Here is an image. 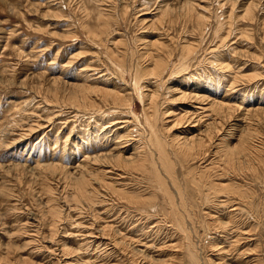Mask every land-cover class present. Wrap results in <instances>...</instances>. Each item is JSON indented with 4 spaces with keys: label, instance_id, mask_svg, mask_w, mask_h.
I'll use <instances>...</instances> for the list:
<instances>
[{
    "label": "rangeland",
    "instance_id": "1",
    "mask_svg": "<svg viewBox=\"0 0 264 264\" xmlns=\"http://www.w3.org/2000/svg\"><path fill=\"white\" fill-rule=\"evenodd\" d=\"M165 1L0 0V264H264V0H192L193 11L168 0L166 16ZM146 41L171 44L161 78L138 71ZM80 85L115 88L134 106L87 103ZM207 123L210 155L171 148L207 136ZM155 142L168 162L112 168V189L96 179L97 193L82 192L74 169L91 151L130 156Z\"/></svg>",
    "mask_w": 264,
    "mask_h": 264
},
{
    "label": "bare ground",
    "instance_id": "2",
    "mask_svg": "<svg viewBox=\"0 0 264 264\" xmlns=\"http://www.w3.org/2000/svg\"><path fill=\"white\" fill-rule=\"evenodd\" d=\"M190 2L189 3H187V6L186 5H184L183 7H185L186 9H188L189 11H190V9L193 11L194 9H195V5H194V3H192L191 1L192 0H189ZM196 2V1H195ZM186 4V3H185ZM253 4V3H252ZM188 5L190 6V9H189V7H188ZM249 5V4H248ZM182 7V8H183ZM256 7V6H255ZM181 8V9H182ZM185 9V10H186ZM160 10H162V12H163V14L165 15V14H167V13H169V15L171 14L170 12L171 11H173L174 10V7L170 4V2L168 1V0H166L165 2H164V4H162V6H161V8H160ZM183 10V9H182ZM192 11H191V14H192ZM197 11V10H196ZM182 12V11H181ZM248 13V12H247ZM250 13V12H249ZM163 15V16H164ZM197 15V14H196ZM100 16V15H99ZM166 16V15H165ZM164 16V17H165ZM198 16H200L199 14H198ZM103 18H104V16H103ZM88 19H90V16L88 17ZM99 19V18H98ZM162 19V18H161ZM88 21V20H87ZM154 21V20H153ZM158 21V20H157ZM102 22V21H101ZM155 23V22H154ZM153 23V24H154ZM86 25L87 26H85L84 25V27H85V29H87V31L90 33V34H92L93 36H95L97 39H99V40H102V35H100L99 33H94V32H91L90 31V28H91V26L88 24V23H86ZM102 25V24H101ZM156 25V24H155ZM162 26V25H161ZM106 27V26H105ZM105 27H103V28H105ZM163 28V27H162ZM100 29H101V27H100ZM105 30H107V28L105 29ZM104 30V31H105ZM164 31H165V29H164ZM98 32H99V30H98ZM105 34V33H104ZM165 36V35H164ZM124 41V40H123ZM123 41H117V43L116 44H120L121 45V43L123 42ZM106 42V41H105ZM163 42V41H162ZM162 42H160V41H146V42H144L143 43V45H142V49H140L141 51H142V53L140 54V59L142 60V62H141V65L139 66V69H138V71L141 73V75H143L145 78L147 77V78H150V77H152V76H155V77H157V78H161L160 77V75H164L165 73V70H166V67L168 68V65H170L169 63H168V60H167V62L165 61L166 59H165V56H167L166 54H165V51H168L167 49H169L170 48V46H169V44H165V43H162ZM104 43V42H103ZM116 44H113V45H116ZM123 44V43H122ZM173 44V43H172ZM171 45V44H170ZM192 45V44H191ZM123 46H125L124 44L122 45V47ZM185 45H183V47H184ZM190 46V45H189ZM172 47V46H171ZM124 49H126V48H124ZM152 49H154V52H152L151 50ZM171 49H173V48H171ZM194 49H195V46H194ZM188 50H190V48L188 49ZM192 50V49H191ZM190 50V51H191ZM179 51V50H178ZM170 51H168L167 53H169ZM171 52H173V50L171 51ZM193 52V51H192ZM115 53V52H114ZM123 52H121V54H122ZM129 53V52H128ZM81 54V53H80ZM126 55L127 53H123L122 54V56L123 55ZM172 54L173 53H171V57H172ZM192 54V53H191ZM190 54V55H191ZM120 55V54H119ZM113 56H114V54H113ZM169 56V55H168ZM125 57V56H124ZM178 58V57H177ZM125 59V58H124ZM186 60V59H185ZM124 61V60H123ZM120 63H121V60H120ZM122 64V63H121ZM120 64V65H121ZM119 65V66H120ZM148 65V66H147ZM149 65L150 66H152V67H150L149 68ZM183 65V64H182ZM118 66V67H119ZM154 66V67H153ZM127 67V66H126ZM121 68V67H120ZM136 68H137V66H136ZM181 68V67H180ZM186 68V67H185ZM182 69V68H181ZM136 71H137V69H136ZM138 72V73H139ZM174 73V72H173ZM90 74V73H89ZM172 74V73H171ZM171 74H170V76H171ZM140 75V76H141ZM103 76H104V74H103ZM90 77V76H89ZM88 77V78H89ZM163 77V76H162ZM209 77V76H208ZM87 78V79H88ZM135 78V77H134ZM136 78H137V75H136ZM135 78V82H136V84H137V87H139L140 85H143V84H141V82H140V79H136ZM141 78V77H140ZM156 78V79H157ZM103 79V78H102ZM146 81H147V79H146ZM158 81V80H157ZM160 81V80H159ZM158 81V82H159ZM135 82H134V84H135ZM156 82V81H155ZM154 82V83H155ZM162 82H163V80H162ZM240 82V81H239ZM200 83V82H199ZM85 84V83H84ZM110 85V84H109ZM159 85V84H158ZM157 85V86H158ZM164 85V84H163ZM115 86H116V84H115ZM119 86V85H118ZM73 87V86H72ZM75 87H77V86H75L74 85V87H73V89H75ZM114 87V86H113ZM123 87V86H122ZM121 86L119 87V88H122ZM80 88H82V89H85L86 90V92H88L89 93V95H86V96H84V98H85V100L84 101H86L87 103H90V104H93L94 102V100H95V98H100V99H102L104 102H106V103H112V105H117V106H120V108L121 107H128L129 109H131L132 108V106H134L133 105V101H134V98L131 96V95H127V94H125L126 92V90H123L122 92H125L124 94L125 95H122L121 93H119V92H116V91H113L114 89L113 88H110L111 90H109V88L107 89V88H105V87H103V88H105V89H102V88H98V87H91V86H87V85H80ZM117 88V87H116ZM154 88H157L156 90H154V91H152V90H146V98H145V101H146V103H145V105H144V107H143V109L146 111V112H144V113H146V115H149L148 116V118H151V119H155V112L154 111H156V109L158 108V103H159V101H160V99H161V97H162V93H161V91L160 90H158L159 89V87H154ZM162 88H163V86H162ZM113 89V90H112ZM144 89V88H143ZM151 89V88H150ZM185 89V88H184ZM141 91H143L142 89H141ZM173 91V90H172ZM178 91V93H180V91L179 90H177ZM176 91V92H177ZM91 92H95V94L97 95V96H90V94H91ZM135 92V91H134ZM85 93V92H84ZM93 94V93H92ZM85 95V94H84ZM142 95H143V93H142ZM176 95V94H175ZM182 96H184V97H187V96H189V95H187L186 94V92L184 93H182ZM191 96V95H190ZM204 96H201V98H203ZM177 99V98H176ZM180 99V98H179ZM195 99V98H194ZM193 99V100H194ZM163 100V99H162ZM183 100V99H182ZM190 100V99H189ZM205 100V99H204ZM203 100V101H204ZM144 101V100H143ZM188 101V100H187ZM192 101V100H191ZM190 101V102H191ZM184 102V101H183ZM186 102V101H185ZM194 102V101H193ZM210 102V101H209ZM203 103V102H202ZM207 103H208V101H207ZM206 103V104H207ZM86 104V103H85ZM186 104V103H185ZM191 104V103H190ZM197 104V103H196ZM215 104V103H214ZM226 104V103H225ZM224 104V105H225ZM110 105V104H109ZM193 105V104H192ZM211 105V104H210ZM216 105V104H215ZM87 106V105H86ZM91 105H88V107H90ZM166 106V105H165ZM209 106V105H208ZM216 106H218V107H220L219 109H224L225 107H226V105L225 106H223V104H219V103H217V105ZM136 107V106H135ZM194 107V106H193ZM209 108V107H208ZM207 108V109H208ZM228 108V110L230 111L231 109L229 108V107H227ZM199 109V108H198ZM203 109V108H202ZM204 109H205V106H204ZM237 110H240L241 108H236ZM124 110V109H123ZM183 110H185V109H183ZM213 110V109H212ZM226 110V109H225ZM253 110V109H252ZM251 110V111H252ZM258 112H259V110H261V112H264V107H259V108H257L256 109ZM219 111H222V110H219ZM229 111H225V112H229ZM235 111V110H234ZM233 111V112H234ZM247 111V110H246ZM255 111V110H254ZM231 112V111H230ZM249 112H250V110H249ZM261 112H259V113H261ZM147 113H149V114H147ZM213 113H215L214 112V110H213ZM232 113V112H231ZM253 113V112H252ZM150 114H151V116H150ZM157 114V113H156ZM182 114V113H181ZM217 114V113H216ZM220 114H222V113H220ZM224 114V113H223ZM232 114H234V113H232ZM229 115V114H228ZM225 117L227 116V114H225L224 115ZM120 117V116H119ZM158 117V116H157ZM188 117H189V114H188ZM219 117H220V115H219ZM218 117V118H219ZM222 117H223V115H222ZM229 117V116H228ZM217 118V117H216ZM217 118V119H218ZM221 118V117H220ZM224 118V117H223ZM189 119V118H188ZM135 120V119H134ZM202 120V119H201ZM219 120V119H218ZM157 121V120H156ZM175 121V120H174ZM192 121V120H191ZM198 121V120H197ZM196 121V122H197ZM123 122V121H122ZM150 122V121H149ZM152 122V121H151ZM179 122V121H178ZM220 121H218V123H219ZM223 122H225V121H223ZM118 123L120 124L121 122H119L118 121ZM157 123V122H156ZM180 123V122H179ZM124 124V123H123ZM215 124V122L212 124V125H214ZM115 125V124H114ZM149 125V124H148ZM152 125V124H151ZM111 126V125H110ZM105 127V126H104ZM119 127V126H118ZM125 127V126H124ZM124 127H122V128H124ZM148 127V126H147ZM155 127V126H154ZM121 128V129H122ZM151 128V127H150ZM155 128H157V127H155ZM205 128H207V130L205 129V131L204 132H202V134H204L205 132H206V134H207V136H205L204 137V135H201L202 137L200 138V136L198 137V139L197 140H195L194 139V134H191L190 136L191 137H186L187 139L186 140H184V144H182V143H180V141H183L182 139L181 140H179V138L178 139H171V138H169V139H171L170 141L172 142L170 145H171V148L172 149H175V151H181L179 154H181V155H183V156H186V158H188V156H190V155H203V154H209V152L207 151V148H208V144H211V141H212V139L214 138V136H213V134L215 133L214 131H213V128H212V126L210 127V125L207 123V124H205ZM214 128H215V126H214ZM153 129V128H152ZM172 129V128H171ZM171 129H170V131H171ZM200 129V128H199ZM114 130V129H113ZM120 130V129H119ZM154 130V129H153ZM152 130V131H153ZM199 131V130H198ZM203 131V130H202ZM142 132V131H141ZM180 132V131H179ZM201 132V131H200ZM199 132V133H200ZM117 133V132H116ZM182 133V132H181ZM193 133V132H192ZM119 134V133H118ZM150 135V134H149ZM153 135H154V133H153ZM152 136V135H151ZM198 136V135H197ZM250 135L248 134V137H249ZM116 137H117V135H116ZM120 137V136H119ZM174 137V136H173ZM177 137V136H176ZM216 137V136H215ZM229 137V136H228ZM208 139V143L206 142V139ZM253 138V137H252ZM122 138L120 137V140H121ZM245 139H246V136H245ZM250 139V140H249ZM131 140H133V139H131ZM137 140V139H136ZM195 140V141H194ZM211 140V141H210ZM119 141V140H118ZM127 141V140H126ZM128 141H130V140H128ZM189 141H191V142H189ZM193 141V142H192ZM133 142V141H132ZM131 142V143H132ZM136 142V141H135ZM251 142V138H247L246 140H243L242 141V143H243V145H242V147L243 148H246V147H248V155H249V153L251 152V154L253 155L254 153H257V149H254V143H253V147L251 146V144L252 143H250ZM134 143V142H133ZM145 143V142H144ZM125 145V144H124ZM154 146H153V148L155 147L157 150H156V152H149V153H147V152H144V149H142L141 151H139V147H137V146H133V148H134V150H135V152H133V154H131L130 156L128 155V156H123V155H121V153H119V154H117V155H113L112 154V152L111 153H103V154H100V155H93V152L91 151V153H92V155H86L85 156V158H84V162L82 161L81 162V166H79V167H77L76 169H74L75 170V173L76 172H79V175H80V177H78V183H80V188H81V190H82V192L83 193H85V192H87V189H90V187H92V192H91V194H95V193H97L100 189L99 188H97V187H94V189H93V181H95L96 179H98L99 180V182L101 183V187L103 188V187H105V189H108V191L110 190V189H112V187H111V185L110 186H108V185H106L104 182V179H106V177H107V173L108 172H110L109 170L110 169H112V168H118V167H125V169H127V170H133V169H138L139 168V170H142L141 168H146L147 170H149V165H150V160H154V158L155 157H157L156 155H158L159 157H158V162L160 161V163L162 164H164V163H166V162H168L166 159H168V154H165V151H166V148H165V146H163L164 148H162V146H160V148H158V145H157V143L155 142L154 144H153ZM160 145V144H159ZM185 145H186V147H185ZM227 145V144H226ZM121 146V145H120ZM117 147V146H116ZM142 147V146H141ZM141 147H140V149H141ZM227 147V151H230V149H229V145H227L226 146ZM119 148V147H118ZM256 148V147H255ZM258 148V147H257ZM120 149H121V147H120ZM184 149H185V151H184ZM187 149V150H186ZM114 150H115V148H114ZM116 150H117V148H116ZM125 150H126V148H125ZM197 150V151H196ZM124 151V150H123ZM184 151V152H183ZM196 151V152H195ZM230 153V152H229ZM226 154V153H225ZM225 154H223L222 156H224ZM149 155H151V157L149 156ZM210 155V154H209ZM191 157V156H190ZM156 159V158H155ZM199 159V158H198ZM204 159V158H203ZM206 159V158H205ZM93 161V162H92ZM157 161V160H156ZM209 162V161H208ZM156 165H157V163H155ZM167 164H169V163H167ZM203 164V163H202ZM93 166H96V168L97 167H99L98 168V170L96 171L95 170V167H93ZM105 167H108V168H105ZM154 167H155V165H154ZM156 168V167H155ZM114 172V171H113ZM200 172V171H199ZM110 174V173H109ZM207 174V172H201V173H199V176H198V178H196V179H200V180H202L204 177H205V175ZM208 176V175H207ZM209 177V176H208ZM209 178H211V177H209ZM157 179H159V181H160V178L158 177ZM195 179V180H196ZM212 179V178H211ZM205 181H206V177H205ZM96 182V181H95ZM199 182L200 181H198V184H199ZM209 182V181H208ZM103 183H104V185H103ZM211 183V182H210ZM206 185H204L203 184V186H200L199 187V189L201 190V191H198V192H202L205 188ZM207 187H208V190L210 191H212V193H215V194H218L219 193V191H217L216 190V186H214V184L213 185H209L208 186V184H207ZM205 191V190H204ZM88 193V192H87ZM122 193H124V192H122V191H118V190H116L115 188H114V191H113V193L112 194H116L115 196H122ZM169 193V192H168ZM113 196V195H112ZM86 197V196H85ZM89 196H87V198H88ZM182 198H183V196H182ZM173 205H174V203H172V206H170V205H168V206H170L171 207V211H173V210H175V207H173ZM178 205V204H177ZM182 207V206H181ZM169 208V207H168ZM183 208H186V204H183V207H182V209ZM235 211H237V210H235L234 209V212ZM179 212H181V211H179ZM170 215H171V213H169ZM183 219V217H181L180 216V218H179V221H180V226L182 225V226H184L183 225V223H182V220ZM184 221V220H183ZM176 229V228H175ZM178 231H179V229H178ZM215 246H216V244H215ZM222 250H223V252H224V249H223V247H222ZM225 253V252H224ZM237 260V259H236ZM236 264V263H235ZM249 264V263H248Z\"/></svg>",
    "mask_w": 264,
    "mask_h": 264
}]
</instances>
